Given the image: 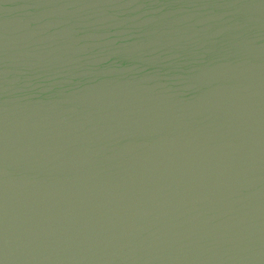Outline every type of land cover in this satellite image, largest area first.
<instances>
[{"label":"water","instance_id":"95a60500","mask_svg":"<svg viewBox=\"0 0 264 264\" xmlns=\"http://www.w3.org/2000/svg\"><path fill=\"white\" fill-rule=\"evenodd\" d=\"M0 264H264V0H0Z\"/></svg>","mask_w":264,"mask_h":264}]
</instances>
